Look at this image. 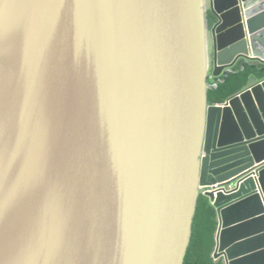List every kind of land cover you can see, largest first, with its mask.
Here are the masks:
<instances>
[{
	"label": "water",
	"instance_id": "95a60500",
	"mask_svg": "<svg viewBox=\"0 0 264 264\" xmlns=\"http://www.w3.org/2000/svg\"><path fill=\"white\" fill-rule=\"evenodd\" d=\"M264 0H0V264H264ZM219 190L218 198L211 190Z\"/></svg>",
	"mask_w": 264,
	"mask_h": 264
},
{
	"label": "trees",
	"instance_id": "16d2710c",
	"mask_svg": "<svg viewBox=\"0 0 264 264\" xmlns=\"http://www.w3.org/2000/svg\"><path fill=\"white\" fill-rule=\"evenodd\" d=\"M257 72L264 73V66H258L246 62L239 67L236 72L230 73L228 77H224L217 81L226 80L227 83L220 84L217 90L212 91L211 99L213 102H224L226 98L240 91L241 87L248 83L250 77ZM213 210L216 211L210 200L203 196L200 201L199 212L195 224V233L193 242L186 260V264H216L213 258L215 250V232L216 224ZM202 222L204 226L202 228Z\"/></svg>",
	"mask_w": 264,
	"mask_h": 264
},
{
	"label": "crops",
	"instance_id": "0c3cea01",
	"mask_svg": "<svg viewBox=\"0 0 264 264\" xmlns=\"http://www.w3.org/2000/svg\"><path fill=\"white\" fill-rule=\"evenodd\" d=\"M243 65H241L240 67H242ZM213 215L215 217V220L214 221H215V224H216V232H215V236H214L216 246H215V250H214V253H213V258L215 259V263L216 264H224L222 262V260L221 261H217L216 258H215V253H216V249H217V236H218V232H219V215H218L217 210L216 211L213 210ZM201 226L203 228V226H204V223L203 222H202V225Z\"/></svg>",
	"mask_w": 264,
	"mask_h": 264
},
{
	"label": "built area",
	"instance_id": "2783aa9c",
	"mask_svg": "<svg viewBox=\"0 0 264 264\" xmlns=\"http://www.w3.org/2000/svg\"><path fill=\"white\" fill-rule=\"evenodd\" d=\"M217 188H218V189H216V190H211V191H210L211 193H214V194H215V197H216V198H218L219 190L221 189V188L219 187V185H217Z\"/></svg>",
	"mask_w": 264,
	"mask_h": 264
}]
</instances>
